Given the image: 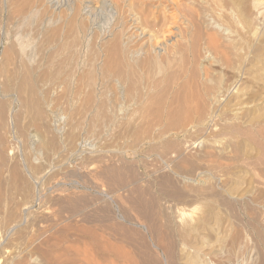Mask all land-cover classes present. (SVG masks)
Listing matches in <instances>:
<instances>
[{
	"label": "rangeland",
	"instance_id": "1",
	"mask_svg": "<svg viewBox=\"0 0 264 264\" xmlns=\"http://www.w3.org/2000/svg\"><path fill=\"white\" fill-rule=\"evenodd\" d=\"M40 1L41 0H32L33 4L31 2L30 6H32L33 12H31V11L30 12L33 15H34V13H35V15L37 14L36 16L34 15L36 18L33 15H30V17H29L30 19L28 18L29 20H31L34 17L31 20L32 21L31 25H30V22L28 23L29 20L26 21V23L24 22L22 24L21 22H23V20H21V18H18V17L16 18L15 14H14L15 15L14 18H11L10 20L4 19V17H2L3 14L0 11V32H1L0 34L3 37V38L1 37L2 40L0 41L1 42L0 51L2 50V47H7L9 44H14V42H17L15 45L18 47V49L21 48L24 50L26 48L25 50L28 51V53L33 52L32 54H29V56L27 57L30 61H32V62H30V65L33 67H39V65L37 64L39 61V58H38L39 56L34 54V51L36 50L38 44L40 43V36H38V37L35 36L36 31L39 28L37 26H36L37 27L36 28L35 24H37L39 22V20H40L39 18H40V14H41L40 7H38L39 5H37V4H40ZM48 1H49V3H48ZM64 1H66V2L64 3ZM64 1L61 0L58 2L59 4H56L57 3L56 0H54V1L53 0L52 1L46 0L44 5L49 6V7L45 6V7H47V10L49 12H50V10H51V12H54L56 10L57 11L63 10L62 11L63 14H67L69 12L67 10V8L70 5V2H69V0H64ZM210 1L211 0H207V2H210ZM203 2L201 4L199 3L201 10L205 9L204 10L205 14H207V15L209 14V16L213 17L215 15L214 19L215 18L218 19V20L216 19V21H218V24L221 26V28L226 29V32H225L226 35H224V33H223V35H224L222 37L223 39L221 38L222 34H220V36H217V37H218V40L220 42L222 41L221 43L218 41L220 48H222L221 50L224 51V49H223V47H224L225 51L226 52L229 51L230 53L224 52V54H223V52H222L223 55H212V57H211L212 60L210 59L208 61V63L206 64V66L211 65L210 66L211 68L209 67L210 69L208 67L207 68H208V71L210 72L209 75H212V76H210V78L212 77L211 79L212 80L214 79L213 81L211 79H209L208 86L210 88L214 89V91H216L219 86H221V87H219L218 90H220V91L224 90L223 94H221L219 97L220 98L219 100L221 103L218 101V103H220V104L215 106L216 109L214 108V110L212 111L214 114H212L210 112L211 115H210V117L208 116L209 118H211L212 123H211V120L209 118H208L209 121H206V122L210 123L209 126H208V123H205V125L209 128L206 131H204L203 132L204 134H203L200 131H198L197 129L195 131V129L190 128L191 127V124H190L187 127L188 129L190 128V131H188V133H186V136L184 133V138L181 134L176 133L177 134L176 135L175 132L173 133L174 135H172V133H171L170 135H168L169 137L166 136V138L168 137V139L170 138L171 140L173 139L176 141L177 140L179 141L182 139L180 142H183L184 140H186L184 142H186V144L188 146L186 144H184V158H178V159L169 158L168 157L169 155H166V157H167L166 158L165 155H162L163 153H162V150H160L161 148H156L155 150L149 151V147H145V146H148L147 142H145V144H144L145 140L144 141L141 140L143 146H141L140 141L137 142L140 144V145L138 144L139 146L136 145L137 143L135 144L133 141H131L134 144V146L136 148L135 149L133 144H131V142L128 139L125 138V140L127 142L124 140V138L120 139L118 136H122V135L124 136L125 133L127 132L126 129H129L128 124L133 125L139 119V113L137 114L134 106H130L129 103H127L125 100L123 101V99L118 101V103L122 106H119V104L117 105V107L112 106V108H110L109 112L114 111V112L118 113L120 116L123 114L122 116H124L126 118V123H127V119H128V124L122 123V124H120L121 127H120V125H118L119 128L116 125V127H115L116 129L113 128L114 126H111L113 128V130L111 127H110L111 129L109 127H107V128H109L107 131L105 130L106 127L105 128L104 127H102V128L96 127L95 128L96 130L94 129V132H93V130L88 125V119L90 117V115H89L90 111L87 109L85 111V109H83V107H82L83 104L82 103L80 104L81 100L78 97L76 98L73 95V90L75 88L74 87L75 86L74 78L72 80H69L70 81L69 86H66V88L61 87L60 85L53 87V88H50L51 86L47 87L49 89L48 90L49 93H48V91L44 90V89H46V86H44V87L42 85L38 86L39 92L37 90L36 94L37 93L38 94L37 95L35 94L33 96V99L36 98V100L38 101L37 102L38 106L34 107L33 111L28 112L27 108L22 106V104L20 102L17 103V101H14L13 103L9 104V107H12L13 108L12 110L15 111L14 113L17 116V122L14 124H10L9 127L1 130L0 134L2 135V137L4 136L3 141H5L3 143V147H5V148H2V149H5V151L3 150V153H4V155L7 153L6 155L8 156V158H7L8 164H10V163L12 164V162L14 160L13 164H16L19 167H21V165H24L23 162H25L26 165L28 164L27 165L28 171L24 167L21 168V170L24 171V173L23 172H21V173L24 177V180L27 183L25 182L26 184H25L24 188H22V190H15L9 185V179H8L9 177L7 176L8 173L6 172V170L5 169L1 170V172L5 170L1 174H3L4 177H6L7 179L4 178L3 175L0 174V176H1L0 180H3V181H1V187H0L1 188L0 189V196L2 198V199L0 198V210H1L0 211L1 212L0 213V248H1L0 249V264H3V263L4 264H11L10 263L11 257H13V256L17 257V258H21L22 260H25L27 262V264H29V263H31V264H34V263L35 264H40V263L45 264L41 253L36 250V248L40 245H41L42 249H47V252L50 249V247H52L50 249L51 251L49 250L48 254L51 257H52V255L54 257L55 256L58 257V255H59L58 259L59 260L61 259L60 264H64V263L65 264H76V263H74V261H71L70 259L75 257L74 251H75V249H77V247H78V249H82V250L87 249L93 255V250H95V248H93V244H91V242L89 240L86 241L87 243L85 241H83V240H86V238L79 233L76 234L77 231H75L77 228L82 227L83 224H84V226H87L89 224H87V225L85 223L82 224L83 221H81V220H83V218L82 217L80 218L79 215L75 214L76 215L75 216L74 214H70L71 213L70 211L72 210L73 206H77V207L79 206L80 207L81 205H83L81 207H82V212L84 211V215L87 216L88 219L89 218L91 219V217L93 215L92 219H94L96 221V223L99 220L100 221L102 220V218H103L102 212L104 213V211H106V212L109 211L110 212V213L108 212L109 214H113L115 212L116 206H118L121 212H124L125 214H127L126 218L129 221L128 220L125 221L124 222L125 225L127 227H129L131 230H133V232L136 230L135 233L140 232V234H143L144 231L140 227V225H143V220L141 219L140 215L137 214L136 210L131 207L132 206V204H131L132 196H130V194H131V190L134 188L138 189V190L140 189L141 191H143L145 193V195H146L145 197H147V199L149 197H151V198H149L150 202H152V200L155 198L153 200V202H154V205L156 204L154 209L156 208L155 210L158 213V218H157L158 224H160V226L163 229H166L164 231L161 228L163 234H167V238L171 240V241L170 240L169 241L170 242L174 241L172 243H175L176 247H178L177 253L181 256L180 257L178 255V258L180 257L181 259L179 258V260L180 261L182 260L181 262L178 260V264H181V263L182 264H264V138H261L264 135V48L261 49V47H264V30H263V28L257 26V28L259 29L258 30L259 33H256L257 28L255 25V24H257L256 18L258 17V15L260 17V12H262L261 16H262V19L264 20V0H224L225 3L223 2V0H221V1L219 0V2H221V3H219L218 0H214L215 5L217 4L215 6V8H211L212 5L214 7L213 0L211 1V3H212L211 6L207 5L208 7ZM53 3H54V5H53ZM83 3L84 4L82 5V7L86 6V4H85L86 0L85 1L83 0ZM223 4H227V7H226V5H223ZM55 5H58V6H55ZM219 5L221 6L220 8H219ZM222 7H224V8H222ZM61 8H63V9H61ZM0 10H1V8H0ZM34 10H35V12H34ZM64 12H66V13H64ZM100 13H97V15H96L97 17L93 16L94 18L93 17L90 18L89 24L91 25V28L98 35H103V32H105L106 29H108L107 28V27H109L108 23L110 22L111 19H109L107 13H103V14H102V12H100ZM31 16H33V17H31ZM33 22H35V23H33ZM60 22L62 23L63 19H61ZM18 24H19V26H18ZM58 24H59V22H58ZM221 24H223V25H221ZM21 25H23V28H21L22 27ZM28 25H29V27H28ZM65 26H67V25H65ZM65 26L63 28H66ZM35 28H36V30H35ZM25 30L28 31V33L25 32ZM4 31L6 32V34H4L5 33ZM77 32L78 33H75V34H78V36L80 38L79 39L80 42H78V44L72 48L73 54L75 55L74 56L72 54V56H74L72 62L75 61L76 64H79L80 66H82L83 62L84 61L86 62L87 58L90 55V47H89V45H87L89 43H86L87 39L84 38L83 39L84 41H83L82 40L83 36L81 34H79V31H77ZM261 32H263V33H261ZM255 33H256V35H255ZM18 34H19V36H18ZM8 35L11 38H9ZM16 36H18V37H16ZM27 37H29V38L26 39ZM32 37H34V38H32ZM5 38L7 41L5 40ZM35 38H36V41H35ZM31 41L35 42V43H32ZM243 42L244 43L246 42L247 45L245 44L246 45L245 46ZM31 43L33 45H28ZM21 44H23V45H21ZM226 44H227V47H225ZM222 45H223V47H222ZM256 49H260V50L255 51ZM79 50H80V54H79ZM232 50H233V52H232ZM258 51H260V52L257 53ZM87 52H89V54ZM242 52H243V54H242ZM35 53H36V51H35ZM231 53H232V56H231ZM256 53L259 54V56H257ZM33 54H34V56H33ZM229 54H230V56H229ZM227 55L229 56L228 60H227V57H228ZM213 56H215V57H213ZM32 58H34L33 59L34 61L32 60ZM213 59L215 60L214 62H213ZM229 60L231 61L230 62L231 64L229 63ZM216 61H219V62H216ZM223 61L224 62L226 61V62L223 63ZM243 63L246 65L245 69H244ZM37 69H39V68H36V70ZM211 71L213 72L212 74H211ZM243 71L245 74L243 73ZM71 82H72V86H71ZM2 83H4V80L1 78L0 84H2ZM213 83L214 84L216 83L215 84V86L217 85L216 89H215V86L213 85ZM41 88H43V89H41ZM222 88H224V89H222ZM62 90L65 91V92L63 91V93H62L63 96L61 94ZM55 93L59 96H57ZM53 94H55V95H53ZM222 95H224V96H222ZM43 96H45V98H43ZM46 96H48L51 100ZM55 96L57 97V99L55 98ZM65 96H66V98H65ZM26 97H30V94H27ZM38 98L39 99L41 98V99L39 100ZM107 98H109V97H107ZM45 99H47L46 103H45ZM70 99H71V101H70ZM109 99H111V98H109ZM73 100L76 103H79V105L76 104ZM48 101H50V104H48ZM125 102H126V106L128 105L127 109H125L126 108V106L124 105ZM53 103L55 105H52ZM39 105L41 106L40 108H39ZM123 105L125 108L123 107ZM17 106H18V108H17ZM52 106H55V107L52 108ZM118 106L121 108L123 107V109L119 108ZM16 108H17V110H16ZM19 108H22V111ZM128 108L131 109V112H130V109H128ZM73 109H75V111ZM78 109L79 110L81 109L83 112L81 110H80L81 112L78 111ZM119 109H120V112L122 110H123V112L119 113ZM65 110H66V112H65ZM216 110H218V112ZM24 111H26L28 113L27 116H26L27 113H25ZM40 111H42L41 113L43 115L40 113ZM59 112H60V114H59ZM78 112H79V117L77 118ZM69 113H71V114H69ZM72 113H73V115H72ZM83 113L84 114L86 113L87 115L85 114V116H84ZM128 113H130V114L127 117ZM31 114H32V117H31ZM131 114L134 115V116L132 115L134 117V120H135V117L138 116L137 120H135L136 122H134L132 120L133 117H131ZM213 115H215V116H213ZM80 116H81V118H80ZM212 116L214 117V119L212 118ZM74 118H76V120ZM129 118H132L131 120L133 122H131V121L129 122ZM72 119H74V120H72ZM78 119H79V123L77 122ZM124 121H125V119H124ZM74 122H75V124L73 125ZM50 123H51V125H50ZM63 124H65V126L67 125L70 128H68L67 126L65 128V126ZM212 124H215V126ZM47 126H48V128H47ZM51 126H53V127H51ZM211 126H212V128H211ZM227 126H230V127H227ZM231 126H233V127H231ZM78 127H79V129H78ZM86 127L90 128V129H87ZM226 127H227V129H226ZM25 128H27V129H25ZM57 128H59V129H57ZM81 128H82V130H81ZM122 128L125 129V131H122L121 130ZM229 128H232V129L230 130ZM32 129H33L34 133H33ZM60 129H61V131H60ZM192 129L194 130V132ZM240 129L241 130L244 129L247 132L249 131L248 133L249 134L251 133V135H249L247 133L248 135L246 134L244 136L243 134H241L239 132ZM260 130L263 132H261ZM45 131H48V132H45ZM111 131H112V133L116 131L115 132L116 136L114 135V133L112 134ZM118 131L122 132L121 135H120V132H118ZM259 131H260V133H259ZM28 132H31V133H28ZM51 132H53V133H51ZM68 132H72L73 134L77 132L76 134H74L75 140H73L74 142L75 141L76 142L74 143L72 141L71 145L65 144V142H64V137H65L66 133H68ZM80 132L83 134H80ZM117 132H118V134H116ZM46 133H47V135H45ZM88 133H89V135H88ZM5 134H6V136H5ZM38 134H39V136L41 135V138L38 136ZM11 135L14 136L15 138L12 137ZM90 135H93V137H91ZM32 136H33V138H32ZM76 136H78V137H76ZM85 136H86V138H85ZM187 136H189V138ZM43 137H46L48 139L53 138V140H55V143L57 146L54 147L53 149H50L52 151H50L49 149H43L42 151L37 150L36 146L41 141V139ZM54 137H56V138H54ZM103 137L105 140L106 139H108V140H106V142H105ZM113 137H114V141L112 140ZM173 137H175V138H173ZM250 137H251V139H250ZM11 138H12V140H11ZM115 138H118V140L116 139L117 141H115ZM166 138L164 140H166ZM186 138H188V139H186ZM82 139H85V144L80 146L78 144V142H80ZM257 140H259L260 144L258 143ZM108 141H110V142H108ZM24 142H26V146H25ZM115 142H118L119 145L117 143L115 144ZM124 142L126 144H128V145L130 144V145L128 146V145L124 144V146H123ZM5 143H6V145H8V144L9 145L4 146ZM244 143H245V147H244ZM114 144L117 147L118 146L119 147L116 148V146ZM33 145H34V147H33ZM105 145L106 146L110 145V146L108 148ZM76 146L79 148H77ZM126 146H128V149H126L127 148ZM211 146H212V148H210ZM234 146H235V148H234ZM104 147H106L107 150ZM141 147H143V148H141ZM6 148H8L9 150L8 149L6 150ZM102 148H103V150H101ZM132 148H134V152L136 150L137 151L135 153H133ZM93 149H95V150H93ZM98 149H100V150H98ZM123 149L124 150L126 149V150L124 151ZM129 149H132V152ZM144 149H146V150H144ZM208 149H209V151H210V149H212V152L210 151L212 154H213V150H214L213 157L202 158V156L200 155L201 153L199 154V152H201L203 150L208 151ZM232 149H235L236 151L234 150V153H233ZM156 150L158 152L160 151V155L158 154V152ZM237 150H238V152H237ZM9 151H12V153L11 152L10 153L13 155H11L9 153ZM73 151L74 152L76 151L77 153H74ZM147 151L151 152V153H148ZM16 152H17V154H16ZM90 152H91V154H90ZM120 152L122 153V155L124 157L122 155H120L121 154ZM98 153H99V155H98ZM113 153H114V155H113ZM124 153H125V155H124ZM48 154H50V155L48 156ZM116 154H117V156H115ZM144 154H145V156H144ZM150 154H151V156H150ZM156 154H158V155H156ZM55 155H56V157H55ZM89 155H91V156H89ZM104 155H106V156H104ZM110 155H112V156H110ZM10 156L12 158V161H11V158H9ZM103 156L107 159H105V158L103 159ZM162 156H163V158H161ZM109 157H110V159H109ZM113 157L116 160H117V157H119L118 158L119 163ZM92 158L95 160L93 161ZM120 158L121 159L123 158L122 162H124V163L121 162ZM168 158L171 159L170 161L173 165L176 163V165L178 164L179 166L171 165L170 161H168L169 160ZM111 160H113V161H111ZM183 160H185V161L183 162ZM51 161H52V163H51ZM164 161H166L167 163ZM176 161L177 162L181 161L180 164L184 163L182 165L184 169ZM67 162L70 165H68ZM90 162L92 164L93 163L94 164L93 165L89 164ZM162 162H163V164L165 163L164 164L165 166L162 164ZM73 163H75V164H73ZM87 163H88V165H87ZM45 164H47V167ZM76 164H78V165H76ZM119 164H120V166L118 168ZM122 164H124V165H122ZM161 164L163 165V167L165 169L164 171H163V167ZM168 164H170V165H168ZM72 165L74 166L73 168H72ZM128 165H129V167H128ZM160 165L162 167V168H160L161 170L159 169ZM58 166H60V167H58ZM91 166H93V167H91ZM108 166H110V168H114L115 170H117L116 168H118L120 173L121 172H123V173L127 172L128 173V174L125 173L123 175V178L126 176L131 178V179H129L126 177L127 179L126 178L125 179L127 181L124 179L125 182H123V184H124L123 186H127V187H124V189H123L122 185H121L122 189H121V186L119 188L113 187V184H111V182L108 181V179L106 177H104V175H103V172L105 171V169L109 168ZM131 168H133V169H131ZM175 168H177V169H175ZM179 168L181 170H179ZM78 169H80V170H78ZM126 169L129 172L126 171ZM47 170L48 171L50 170V171L48 172ZM66 170L68 171V173ZM75 170L77 171L76 172L77 174L75 173ZM97 170H100V171L97 172ZM122 170H124V171H122ZM131 170H132V174H131ZM175 170H176V172H175ZM33 171L35 174L33 173ZM71 171L73 172V174L70 173ZM160 171H162V172H160ZM30 172H31V174H30ZM64 172L67 174H65ZM32 173L36 176V178L37 177L38 178L36 179ZM36 173H38V174H36ZM123 173H121V174H123ZM92 174L94 177L92 176ZM163 174H164V176L167 175L166 178H167V180L170 181V186H172V187H170V189L177 190V193L179 191L184 193V195H181L182 193H180V192L178 193L180 198H182L184 196L183 197L184 200H182V199L179 200V197H176V198L168 197L167 198V196H165V194H162V192H160V189H159L160 187L158 186V188H157V185H158L157 180L165 178L164 176L162 178H159ZM177 174H181V175L178 176ZM68 175L70 176L68 178H69V181L71 182V184L67 179ZM168 175H170V176H168ZM32 176H34V177H32ZM80 176H82L81 177L82 179H80ZM2 177H3V179H2ZM83 177L84 178L86 177V180H84ZM133 177L135 179H133ZM157 177L159 179H157ZM35 179H36V181H35ZM97 179H99L100 182ZM171 179H173L172 183H171ZM176 179L179 181V183H177V184H176V182H178V181ZM6 180L8 181V183L6 182ZM95 180H97V181H95ZM136 180L138 183L136 182ZM154 180L157 182H155ZM67 182H68V185H67ZM131 182H133L134 185H133V183L130 184ZM28 183H30V184H28ZM82 183H84V186H82ZM156 183H157V185H156ZM173 183H174V185L176 184V186H178V187L174 186V187H176L174 189ZM60 184L62 185V187L58 188L61 186ZM74 184H76V185H74ZM79 184H81V185L79 186ZM85 184L87 187L85 186ZM88 184H90L89 187H88ZM92 184H94V185L91 188ZM103 184L105 185L106 188L104 187ZM178 184H180V185H178ZM136 185H137V187H136ZM71 186H73V187H71ZM133 186H134V188H133ZM138 186L140 188H138ZM74 187L77 189H74ZM4 188H5V190H4ZM6 188H7V190H6ZM63 188H66V189H63ZM108 188L110 190H108ZM120 189H121V191H120ZM178 189H180V190H178ZM196 190H198V192ZM2 191H4V192H2ZM6 191H8V193H6ZM118 191H120V192L118 193ZM22 192L23 193L25 192L24 196H23ZM2 193H4V195ZM16 193H19V194H17L18 196L16 195ZM29 193H31V196ZM38 193H40V195H39L40 198L35 197V196H38ZM41 193H43V195H44L43 197H42ZM7 194H9L10 196ZM128 194H129V198H128L129 200L127 199ZM14 195H16V196L14 197ZM160 195L161 196L163 195V196L161 197ZM99 196H101V197H99ZM13 197H14V199H13ZM37 198L39 199V201H37L38 200ZM3 199H4V201H3ZM124 199H126L127 202L129 201L128 203H130L131 206L127 202L125 203L126 200H124ZM82 200H87V201H84L85 204L87 205V203L90 202L88 204H90L92 206H90V205L86 206ZM101 200H103V201H101ZM13 201H15V202H13ZM62 201H64V202L61 203ZM65 202H66V204H65ZM226 202L229 203V205ZM177 203H179V204H177ZM4 204H5V206H4ZM57 204L58 205L61 204V206H58ZM7 205H9L10 208ZM62 205H63V208H62ZM6 206L10 210H12L13 212H16L18 210L19 211L24 210V212H25V210L27 212L29 211L28 213L25 212L24 215L22 216V220L24 222H26V224L29 227L27 228V230L15 234L14 236L17 239L13 236V234H11L10 232H7L6 228L3 225L4 224L3 218L6 217L5 214H7V212H8ZM17 206H19L20 208ZM89 206L91 208H89ZM106 206H109L110 208H108ZM84 207H86V208H84ZM102 207H104V208L102 209ZM21 208H23V209H21ZM39 208H41V209L39 210ZM93 208H95V209H93ZM99 208H101V209H99ZM92 209L95 210V212H93ZM96 209H98L100 212L98 210H97L98 212H96ZM39 211H40V213H39ZM128 211H129V213H131L130 214L131 216H129ZM51 212L52 213L54 212L52 214L54 217L51 215ZM212 212L214 213L215 216L213 214H211ZM63 213H65V214H63ZM88 213H90V214H88ZM95 213H98V215H96ZM133 213L134 214L136 213L137 215L135 214V216H134ZM206 214H207L208 218H207ZM37 215L40 218H36ZM63 215L66 218L63 217ZM210 215L213 218L215 217V220L212 217H209ZM25 216H26V218H25ZM56 217L57 218L60 217V218L57 219ZM75 217H77V218L75 219ZM204 217L207 220H209V218H210V221L212 220L214 222L208 224V227L210 228L209 236H207V237L206 236L205 237L199 236L198 237L195 234H193L195 232H193V229H191V227L194 226V224L197 221H199V219H201V218L204 219ZM33 218H34V220H33ZM216 218H217V220H216ZM60 219H61V221H59ZM36 220H38V221H36ZM43 220L46 222V224L42 223ZM47 221H49V222H47ZM73 221H76V222L74 223ZM66 222H68L69 225ZM69 222H71V223H69ZM78 222H81L82 225H80V223L78 224ZM96 223L94 222V224H92V225L94 227H96V225H97ZM162 223H163V225H162ZM216 223H217V225H216ZM71 224H73V225H71ZM100 224L102 225L104 223L98 222V225H100ZM211 224H212V227H211ZM165 225H167V226H165ZM33 226H35V227L37 226L36 227L37 229L34 228ZM66 226H68V227H66ZM30 227L32 229H29ZM50 227L51 228L54 227V228L50 229ZM73 227H75V228L72 229ZM167 227H168V229H167ZM65 228H68L67 232H66V230L64 231ZM41 230L44 232H42ZM190 230H192V231L190 232ZM35 231L38 232L39 236L37 235V233ZM39 231H40V233H39ZM54 231H56V232H54ZM181 231H182V233H181ZM27 232H28V234H27ZM60 232H62V233H60ZM165 232H168V233H165ZM184 232H185V234H184ZM22 233L23 234L25 233V234L22 235ZM170 234H171V237L174 235L172 237L173 240L170 237ZM175 234H176V236H175ZM19 235H21V236H19ZM48 235H50L52 237L49 236L50 237L49 238ZM57 235H59V236L61 235V236L58 238V237H56ZM63 235H65L66 237ZM78 235L81 238H79ZM143 235H146L147 237L143 236ZM143 235H141V236L144 237V242L148 243V244L147 243H145V244L151 249V251L156 252L157 250L155 251V248L150 247V245L155 244L154 239H152L147 234H143ZM29 236H31V238ZM53 236H55V237H53ZM104 236H106L107 240H109L108 235L104 234ZM46 237H48V238H46ZM210 237H212V238H210ZM145 238L147 239L146 241H145ZM10 239H14V240L12 242H10ZM25 239H27V240H25ZM54 239H55V241H54ZM112 239L113 238H110L109 241L114 243L115 241ZM46 240H50V241L47 242ZM51 240H52V242H51ZM71 240L73 241V243L70 242ZM74 240H76V241H74ZM79 240L81 242H79ZM57 242H59V244ZM65 242L70 243L71 246L70 245L69 246L73 247V249L70 248L68 246V244H66ZM74 242H76V245ZM181 242H183V243H181ZM6 243H7V245L5 246ZM45 243L46 244L48 243V244L46 245ZM117 243H119V241L116 242V245H117ZM121 243H119L118 245H120ZM51 244H53L54 246ZM63 244L64 245L66 244V246H64ZM77 244H78V246H77ZM79 244H81L82 246H79ZM89 244L92 246H90ZM183 244H185V245H183ZM58 245H60L59 246L60 249H58ZM118 245H117V248H119V247L121 248V250L119 248L118 251L119 252L121 251L120 253L122 255H123V253H125L126 255H128V257L129 256L135 257L137 260L136 249H134L133 247L130 248L129 247L130 245L127 247L125 242L119 247H118ZM43 246H44V248H43ZM67 246L71 250L67 249L68 248ZM2 247H4V248H2ZM63 247L64 248L66 247V250L61 249ZM53 249H55L57 252L54 253ZM132 249H134V251ZM180 249H182V250L184 249L183 250L184 254L182 253L183 251H181ZM67 250H68V252H67ZM72 250H74V251H72ZM185 250H186V252H185ZM28 251H30L29 254H28ZM36 251H37V253H36ZM65 251L67 252V254H69V252H70L69 258H68V256H66L67 254ZM95 251H94V253H95L94 257H95V255H97ZM122 251H123V253H122ZM51 252L53 253L52 255H51ZM38 253H39V255H38ZM26 254L28 256L30 255V258ZM72 255H73V257H72ZM54 257H52V258H54ZM57 257H55V258H57ZM66 257L69 259V261L67 260ZM25 258H27V260ZM41 259H42V261H40ZM132 259H134V258H132ZM72 260H74V259H72ZM124 262L125 261H121L120 264H122V263L127 264L126 262L125 263Z\"/></svg>",
	"mask_w": 264,
	"mask_h": 264
},
{
	"label": "bare ground",
	"instance_id": "2",
	"mask_svg": "<svg viewBox=\"0 0 264 264\" xmlns=\"http://www.w3.org/2000/svg\"><path fill=\"white\" fill-rule=\"evenodd\" d=\"M45 1L46 0H41L40 4H37L38 2L36 3L37 5H39L38 7H40V10H41V14H40V18H39L40 20H39L38 23L36 22L37 24H35V27L36 26L39 27L37 29V31H36L35 36H37V37L40 36V43L38 44V46H37V48L35 50L36 53H35L34 50L33 51H34V54L39 56L38 57L39 61L37 60L38 61L37 64L39 65V67H33V66L30 65V62H32V61H30L27 57L29 56V54H32L33 52L28 53V51L25 50L26 48L24 50L21 49V48L18 49V47L15 45L17 42H14V44H9L7 47H2V50L0 51V79L2 78L4 80V83L0 84V133H1V130H3L4 128L9 127L10 124H14V123L17 122V116L14 113L15 111L12 110L13 109L12 107H9V104L13 103L14 101H17V103L20 102L22 104V106L27 108L28 112L29 111H33L34 107L38 106L37 105L38 101L36 100V98L33 99V96L36 94L37 90L39 92L38 86H40V85H42L43 87L46 86V89H44L46 91L49 90L47 88L49 86H51L50 88H53V87H56V86L60 85L61 87H65L66 88V86H69V83H70L69 80H72L74 78V80H75V86L74 87L75 88L73 90V95L76 98L78 97L81 100L80 104L81 103L83 104L82 107H83V109H85V111H86V109L90 111V114H89L90 117L88 119V125L93 130V132H94V129L96 127H99V128H102V127L105 128L106 127L105 130L107 131L111 126H114L113 128H115L116 125L118 127V125H120L122 123L128 124V119H127V123H126V118L124 116H122L123 114L120 116L118 113H116L114 111L109 112L110 108H112V106H114V107L116 106L117 107V105L119 104L118 101L123 99V101L125 100L127 103H129L130 106H134L135 111L137 112V114L139 113V119L136 122L135 120H137L138 116L135 117V120H134V117H133L134 113L132 112L133 114H131V117H133V119L129 118V122L130 121L131 122L134 121L136 123H134L133 125L128 124V128L129 129H126L128 133L126 132L124 136L123 135L122 136H118L120 139L124 138V140H125V138H126L130 142L133 141L135 144L138 141H140L141 142V146H143L142 141L145 140L144 144H145V142H147V144H148V146H145V147H149V151L155 150L156 148H161L160 150H162V153H163L162 155H165V157H166V155H169L168 156L169 158H176V159L184 158V144H186V142H184V141H186V140L183 139L184 140L183 142H180L182 139L179 140V141L178 140L176 141V140H173V139L171 140L170 138L168 139V137H169L168 135H170L171 133H172V135H174L173 133L175 132V134L176 133L177 134H181L183 136V138H184V133H185V136H186V133H188V131H190V128L195 129V131L197 129L201 133L206 131L209 127H207L205 125V123H208V126H209L210 123L206 122V121H209L208 118L210 117L211 113L214 114L212 111L214 110L215 106L221 103L220 100H219L220 99L219 97H220L221 94H223V91H224V90L223 91L218 90L219 87H221L219 85H218L219 87L217 88L216 91H214V89H212V88H210L208 86L209 79L212 78V77L210 78V76H212V75H209L210 72L208 71V68L211 65L210 66H206V64L211 59L212 55H223L224 52L225 53H230L227 49L226 50L228 52L225 51V48L223 47L224 44L222 45L224 51L221 50L222 48H220V45L218 43L219 40H218L217 36H220V34H222V36H221V38H222L224 35H226L225 34L226 29H222L221 28V26L218 24V21H216L217 18L214 19L215 15L212 17V16H209V14L208 15L205 14V12H204L205 9L201 10V8L199 6V3L201 4L203 1H204L203 3H205L206 6L207 5L211 6V4H212L211 1L212 0L210 2H207V0H88V1L86 0V3H85L86 6H84V7H82V5L84 4L83 0H69L70 5L68 6V8L69 7L70 8L69 9L67 8V10L69 11L67 14H63V12H62L63 10H59V11L56 10L54 12H51V10H50V12H49L47 10V7H49V6L44 5ZM59 1H61V0H56V2H57L56 4H59L58 3ZM62 1H64V0H62ZM31 2H32V0H0V8H1L0 11L3 14L2 17H4V19L10 20L11 18H14V16L16 15V18L18 17V18H21V20H23V22L20 21L22 24L24 22L26 23V21H28L30 19L29 18L30 15H33L31 13V12H33L32 6H30ZM65 2L66 1H64V3ZM218 2H219V0H218ZM223 2H224V0H223ZM48 3H49V1H48ZM213 3H214V7L212 5L211 8H215V6L217 5V4L215 5L214 0H213ZM219 3H221V2H219ZM32 4H33V2H32ZM53 5H54V3H53ZM223 5H226V7H227V4H223ZM45 6H47V7H45ZM55 6H58V5H55ZM220 7L221 6L219 5V8ZM222 8H224V7H222ZM61 9H63V8H61ZM34 12H35V10H34ZM100 12H102V14L103 13H107L109 19H111L110 22L108 23L109 27H107L108 29H106L105 32H103V35H98L91 28V25L89 24V22H90L89 19L92 18L93 16H96L97 13H100ZM64 13H66V12H64ZM261 13L262 12H260V17L258 15V17L256 18L257 19V24H255V25H256V28L258 26V27L263 28V30H264V23H263L264 20L262 19V16H261L262 14ZM34 15H35V13H34ZM33 16H31V17H33ZM61 19H63L62 23L60 22ZM31 20L28 21V23L30 22V25H31V22H32ZM58 22H59V24H58ZM33 23H35V22H33ZM65 25H67V26H65ZM221 25H223V24H221ZM18 26H19V24H18ZM21 26H22L21 28H23V25H21ZM64 26L66 28H63ZM28 27H29V25H28ZM36 28H35V30H36ZM258 30L259 29L257 28V32L256 33H259ZM77 31H79V34H81L83 36L82 40L84 38L87 39L86 43H89L87 45H89V47H90V55H89V57L87 56L88 57L87 61L86 62L84 61L82 66H80L79 64H76L75 61L72 62L73 57L75 56L73 54V49L72 48L75 47L78 44V42H80L79 41L80 38H79L78 34H75V33H78ZM25 32L28 33V31H26V30H25ZM223 33H224V35H223ZM256 33H255V35H256ZM261 33H263V32H261ZM4 34H6V32ZM18 36H19V34H18ZM18 36H16V37H18ZM1 37H2V35L0 34V41L2 40ZM9 38H11V37L9 36ZM28 38L29 37H27L26 39H28ZM32 38H34V37H32ZM36 38H35V41H36ZM5 40H6V38H5ZM32 43H35V42H32ZM32 43L28 44V45H33ZM245 44L247 45L246 42L244 43V45ZM0 45H1V42H0ZM21 45H23V44H21ZM225 47H227V44H226ZM262 48H264V47H261V49ZM257 50H260V49H256L255 51H257ZM222 52H223V54H222ZM232 52H233V50H232ZM259 52L260 51H258L257 53H259ZM87 53L89 54V52H87ZM257 53H256V55L259 56V54H257ZM34 54H33V56H34ZM72 54L74 56H72ZM79 54H80V50H79ZM242 54H243V52H242ZM229 56H230V54H229ZM229 56L227 57V60H228ZM231 56H232V53H231ZM213 57H215V56H213ZM33 59L34 58H32V60ZM214 59H213V62L215 61ZM216 62H219V61H216ZM225 62L223 61V63H225ZM230 62L231 61L229 60V63ZM243 65H244V69H245L246 65L244 63H243ZM36 68H39V69L36 70ZM212 71H211V74L213 73ZM243 73H244V71H243ZM215 84L213 83L214 86H215ZM71 86H72V82H71ZM216 86H215V89H216ZM41 89H43V88H41ZM222 89H224V88H222ZM63 91L64 90H62L61 94L63 93ZM48 93H49V91H48ZM27 94H30V97H26ZM55 94H53V95H55ZM224 95H222V96H224ZM57 96H59V95H57ZM62 96H63V94H62ZM46 97H48V96H46ZM107 97H109L111 99H109ZM43 98H45V96H43ZM55 98L57 99L56 96H55ZM65 98H66V96H65ZM47 99H45V103L47 102L46 101ZM70 101H71V99H70ZM218 101L220 103H218ZM126 102L124 104L125 106H126ZM48 104H50V101H48ZM76 104L79 105V103H76ZM52 105H55V104L53 103ZM124 105H123V107H124ZM119 106H122V105L119 104ZM127 106H126V108L125 107L124 108L127 109ZM40 107L41 106L39 105V108ZM53 107H55V106H52V108ZM123 107L122 108L119 107V108L123 109ZM17 108H18V106H17ZM17 108H16V110H17ZM19 109L22 111V108H19ZM128 109H130V108H128ZM73 110L75 111V109H73ZM80 110L78 109V111H80ZM218 110H216V111L218 112ZM24 112L27 113L26 111H24ZM41 112L42 111H40V113ZM65 112H66V110H65ZM122 112H123V110L120 112V109H119V113H122ZM130 112H131V109H130ZM59 114H60V112H59ZM69 114H71V113H69ZM85 114L83 113L84 116H85ZM129 114L130 113L127 114V117H128ZM27 115H28V113L26 114V116ZM72 115H73V113H72ZM213 116H215V115H213ZM213 116H212V118L214 119ZM31 117H32V114H31ZM78 117H79V112H78L77 118ZM80 118H81V116H80ZM74 119L76 120V118H74ZM74 119H72V120H74ZM124 119H125V121H124ZM209 119L211 120V118H209ZM77 122L79 123V119H78ZM211 123H212V120H211ZM74 124H75V122L73 123V125ZM190 124H191V127L188 129L187 127ZM215 124H212V125L215 126ZM50 125H51V123H50ZM63 125L65 126V124H63ZM66 126H65V128H66ZM51 127H53V126H51ZM107 127H109V128H107ZM120 127H121V125H120ZM227 127H230V126H227ZM227 127H226V129H227ZM231 127H233V126H231ZM47 128H48V126H47ZM68 128H70V127H68ZM90 128H87V129H90ZM113 128H112V130H113ZM123 128L121 130L125 131V129H123ZM211 128H212V126H211ZM25 129H27V128H25ZM57 129H59V128H57ZM78 129H79V127H78ZM229 129L231 130L232 128H229ZM81 130H82V128H81ZM32 131H33V129H32ZM60 131H61V129H60ZM260 131H259V133H260ZM45 132H48V131H45ZM81 132H80V134H83ZM115 132H113L114 135H115ZM118 132H120V131H118ZM118 132L116 134H118ZM193 132H194V130H193ZM239 132L245 136L249 131L247 132L244 129H242V130L240 129ZM261 132H263V131H261ZM28 133H31V132H28ZM33 133H34V131H33ZM51 133H53V132H51ZM76 133H74V134H76ZM111 133H112V131H111ZM121 133L122 132H120V135H121ZM74 134L72 132L66 133V135L64 137L65 144H70V145L72 144V141L75 140L74 139L75 138ZM45 135H47V133ZM88 135H89V133H88ZM249 135H251V133ZM5 136H6V134H5ZM38 136H39V134H38ZM90 136L93 137V135H90ZM166 136H168V137L166 138ZM3 137L0 134V174L6 170V172L8 173L7 176L9 177L8 178L9 179V185L15 190H22V188H24V186H25V184L27 182L24 180V177H23V175L21 173V172L24 173V171L21 170V168L24 167L28 171V169H27V165L28 164L26 165L25 162H23L24 165H21V167H19L18 165L13 164L14 160H13L12 164L10 163L11 165L8 164V162H7L8 161V159H7L8 156L6 155L7 153L4 155L3 150L5 151V149H2V148H5V147H3V143L5 142V141H3ZM12 137H14V136H12ZM39 137L41 138V135ZM76 137H78V136H76ZM187 137L189 138V136H187ZM32 138H33V136H32ZM43 138L37 144V146H36L37 150H41V151L43 149H49L50 150V149H53L54 147L57 146L56 143H55V140H53V138L52 139H48L46 137H43ZM54 138H56V137H54ZM85 138H86V136H85ZM165 138H166V140H164ZM173 138H175V137H173ZM188 138H186V139H188ZM261 138H264V135ZM103 139H104V137H103ZM116 139L118 140V138H115V141H117ZM250 139H251V137H250ZM11 140H12V138H11ZM106 140H108V139H106ZM106 140H105V142H106ZM112 140L114 141V137H113ZM257 141L259 143V140H257ZM108 142H110V141H108ZM24 143H25V146H26V142H24ZM116 143L119 145L118 142H115V144ZM78 144L80 146L84 145L85 144V139H82L80 142H78ZM124 144H126V143L124 142L123 146H124ZM131 144H133V143L131 142ZM138 144L139 143H137L136 145H138ZM5 145H6V143L4 144V146ZM8 145H6V146H8ZM126 145H128V144H126ZM109 146H106V147L109 148ZM128 146H126L127 147L126 149H128ZM133 146H134V144H133ZM33 147H34V145H33ZM106 147H104V148H106ZM118 147L116 146V148H118ZM244 147H245V143H244ZM77 148H79V147H77ZM134 148H135V146H134ZM134 148H132L133 149V153H135L137 151L136 150L134 152ZM141 148H143V147H141ZM210 148H212V146ZM234 148H235V146H234ZM7 149L8 148H6V150ZM95 149H93V150H95ZM132 149H129V150H131V152H132ZM98 150H100V149H98ZM101 150H103V148ZM106 150H107V148H106ZM144 150H146V149H144ZM232 150H233V153H234L235 149H232ZM238 150H237V152H238ZM50 151H52V150H50ZM76 151L75 152L73 151V152L77 153ZM210 151L212 152V149H210ZM210 151H209V149H208V151H204L203 150V151L199 152V154L201 153L200 155L202 156V158H210V157H213L214 150H213V154ZM10 152L12 153V151H9V153ZM148 153H151V152H148ZM16 154H17V152H16ZM90 154H91V152H90ZM145 154H144V156H145ZM158 154L160 155V151L158 152ZM158 154H156V155H158ZM11 155H13V154H11ZM49 155L50 154H48V156ZM98 155H99V153H98ZM106 155H104V156H106ZM113 155H114V153H113ZM120 155H122V153ZM124 155H125V153H124ZM89 156H91V155H89ZM104 156H103V159L105 158ZM110 156H112V155H110ZM115 156H117V154ZM150 156H151V154H150ZM55 157H56V155H55ZM9 158H11V156ZM118 158L119 157H117V160L115 158L114 159L119 163ZM161 158H163V156ZM105 159H107V158H105ZM109 159H110V157H109ZM122 159L120 158L121 162H122ZM94 160L95 159H93V161ZM170 160L171 159H169L168 161H170ZM185 160H183V162ZM11 161H12V158H11ZM111 161H113V160H111ZM164 162H166V161H164ZM180 162L178 161L177 163L180 164ZM51 163H52V161H51ZM122 163H124V162H122ZM170 163H171V161H170ZM73 164H75V163H73ZM89 164H92V163L90 162ZM162 164H163V162H162ZM183 164L184 163H181L180 166H182ZM45 165L47 167V164H45ZM68 165H70V164L68 163ZM76 165H78V164H76ZM87 165H88V163H87ZM122 165H124V164H122ZM161 165L159 166V169L163 167V165H162V167H161ZM168 165H170V164H168ZM171 165H173V164L171 163ZM175 165H176V163L173 166H175ZM119 166H120V164L118 165V168H119ZM176 166H179V165L177 164ZM58 167H60V166H58ZM73 167L74 166L72 165V168ZM91 167H93V166H91ZM108 167L109 168H106L105 171L103 172L104 177H106L108 179V181H110L111 184H113V187L119 188L121 185L123 186L124 185L123 182H125V180L127 178H129L127 176H126L127 178L126 177L123 178V175L125 173H127V172H125V173L121 172V173H123V174H121L118 168L115 167L117 169V170H115L114 168H110V166H108ZM128 167H129V165H128ZM182 168H183V166H182ZM3 169H5V170L1 172V170H3ZM131 169H133V168H131ZM175 169H177V168H175ZM78 170H80V169H78ZM164 170L165 169L163 167V171ZM179 170H181V169L179 168ZM98 171H100V170H97V172ZM122 171H124V170H122ZM126 171H128V170L126 169ZM31 172H30V174H31ZM76 172L77 171L75 170V173ZM160 172H162V171H160ZM175 172H176V170H175ZM33 173H34V171H33ZM67 173H68V171H67ZM67 173H65V174H67ZM70 173L73 174L72 171ZM36 174H38V173H36ZM131 174H132V170H131ZM1 175H3V174H1ZM177 175L179 176L181 174H177ZM34 176H32V177H34ZM82 176H80V179H82L81 178ZM92 176H93V174H92ZM163 176H164V174L161 177H159V176L158 177L162 178ZM166 176H164L165 178L157 180L158 181V185L156 183L157 188L159 186L160 187L159 188L160 192H162V194H165V196H167V198L168 197H170V198L171 197L172 198L179 197V200L180 199L184 200V198H183L184 196L182 198H180V196L178 194L180 191L177 193V190L170 189V187H172V186H170V181L167 180ZM168 176H170V175H168ZM3 177H4V175H3ZM3 177H2V179H3ZM68 177H70V176L69 175L67 176V179L69 181ZM158 177H157V179H159ZM4 178H6V177H4ZM35 178H36V176H35ZM36 179H35V181H36ZM83 179L86 180V177L85 178L83 177ZM99 179H97V180H99ZM129 179H131V178H129ZM133 179H135V178L133 177ZM173 179H171V183H172ZM97 180H95V181H97ZM1 181H3V180H0V187H1ZM157 181H155V182H157ZM6 182L8 183L7 180H6ZM99 182H100V180H99ZM136 182H137V180H136ZM132 183L133 182H131L130 184H132ZM177 183H179V181L176 182V184ZM28 184H30V183H28ZM70 184H71V182H70ZM176 184L174 185V183H173V187L176 186ZM67 185H68V182H67ZM74 185H76V184H74ZM80 185L81 184H79V186ZM89 185L90 184H88V187H89ZM93 185L94 184L91 185V188H92ZM133 185H134V183H133ZM178 185H180V184H178ZM82 186H84V183H82ZM85 186H86V184H85ZM122 186H121V189H122ZM61 187H62V185L60 187H58V188H61ZM71 187H73V186H71ZM104 187H105V185H104ZM124 187H127V186H123V189H124ZM136 187H137V185H136ZM176 187H178V186H176ZM176 187H174V189ZM133 188H134V186H133ZM138 188H140V187L138 186ZM63 189H66V188H63ZM74 189H77V188L74 187ZM121 189H120V191H121ZM4 190H5V188H4ZM6 190H7V188H6ZM108 190H110V189L108 188ZM178 190H180V189H178ZM8 191H6V193H8ZM120 191H118V193ZM196 191L198 192V190H196ZM2 192H4V191H2ZM31 193H29L30 196H31ZM180 193H182V192H180ZM2 194L4 195V193H2ZM17 194H19V193H16V195ZM24 194H25V192L23 193V196H24ZM41 194H42V197H43L44 196L43 193H41ZM129 194H128V197L126 196L127 199L129 198ZM7 195H9V194H7ZM16 195H14V197ZM39 195H40V193H38V196H35V197H39ZM181 195H184V193H182ZM101 196H99V197H101ZM130 196H132V198L130 197L132 206L130 205V203H128L129 201L127 202L126 199H124V200H126L125 203L127 202L133 209L136 210L137 214L140 215L141 219L143 220V225H140V227L144 231L143 234H147L152 239H154L155 244H152V245L149 244V245H150V247L155 248V251L156 250L157 251L156 252L151 251V249L145 244L147 242H144V237L141 236L143 234H140V232L139 233H135L136 230L133 232V230H131L129 227H127L125 225L124 222L128 220L126 218L127 214H125L124 212H121L118 206H116L115 212L113 214H109L110 213L109 211H108L109 213L106 212V211H104V213L102 212L103 215L102 214L101 215H102L103 218H102L101 221L99 220L98 222L99 223L102 222L104 224L98 225V222L96 223V221L94 219H92L93 215H92L91 219L90 218L88 219L87 216L84 215V211L82 212V207H81L83 205H81L80 206L81 208L79 206L78 207L77 206H73L72 210L70 211L71 212L70 214L79 215L80 218L81 217L83 218V220H81V221H83L82 224L85 223L86 225L89 224L90 226L89 225L84 226V224H83L82 227L77 228L75 231H77L76 234L79 233V234H81L82 236H84L86 238V240L82 239L83 241L86 242L87 240H89L91 242V244H93V248H95L96 251L93 250V255H92L89 250H87V249H83L82 250V249H78V247H77V249H75V251L72 250V251H74L75 257L72 258L74 260L70 259L71 261H74V263H76V264H120L121 261H125L127 264H178V260L181 257L177 253V248L178 247H176L175 243H172L174 241L170 242L171 240L167 238V234H163V232H162L163 228L160 226V224H158V221H157L158 213L155 210L156 208L154 209L156 204L154 205V202H153V200L155 198L152 200V202H150L149 198H151V197H149L147 199V197H145L146 195H145V193L143 191H141L140 189L139 190L135 189V188L131 190ZM14 197H13V199H14ZM0 198H1V196H0ZM3 201H4V199H3ZM37 201H39V199ZM82 201L84 202V201H87V200H82ZM101 201H103V200H101ZM13 202H15V201H13ZM63 202L64 201H62L61 203H63ZM88 203H90V202H88ZM88 203H87V205H90ZM65 204H66V202H65ZM84 204H85V202H84ZM177 204H179V203H177ZM227 204L229 205V203H227ZM4 206H5V204H4ZM7 206L9 207V205H7ZM7 206H6V208H7L8 212H7V214H5L6 215V217H4L5 219L3 218V220H4V224L3 225L6 228L7 232H10L14 236L17 233H20L22 231L27 230V228L29 226L26 224V222H24L22 220V216L24 215L25 212L28 213L29 211L27 212L25 210V212H24V210H21L23 208H21L20 209L21 211L18 210L19 212L18 211L13 212L12 210L9 209L10 207L8 208ZM58 206H61V204L58 205ZM90 206H92V205H90ZM90 206H89V208H91ZM17 207H19V206H17ZM106 207L110 208L109 206H106ZM62 208H63V205H62ZM84 208H86V207H84ZM95 208H93V209H95ZM103 208L104 207H102V209ZM40 209L41 208H39V210ZM99 209H101V208H99ZM97 210L98 209H96V212L99 211V210L98 211ZM93 212H95V210H93ZM39 213H40V211H39ZM53 213L51 212V215ZM128 213H129V211H128ZM63 214H65V213H63ZM88 214H90V213H88ZM95 214L98 215V213H95ZM130 214L131 213H129V216H131ZM135 214H134V216H135ZM211 214L214 215L213 212ZM206 216H207V214H206ZM63 217H65V216L63 215ZM209 217H212V216L210 215ZM25 218H26V216H25ZM34 218H33V220H34ZM36 218H40V217H38V215H37ZM59 218H57V219H59ZM76 218L77 217H75V219ZM207 218H208V216H207ZM213 219L215 220V217ZM216 220H217V218H216ZM36 221H38V220H36ZM59 221H61V219ZM47 222H49V221H47ZM71 222H69V223H71ZM73 222L75 223L76 221H73ZM94 222L97 224L96 227H94L92 225V224H94ZM212 222H214V221H212V220L210 221V218H209V220H207L205 217H204V219L203 218L199 219V221H197L194 224V226L191 227V229H193V232H195L193 234H195L198 237L199 236L200 237L201 236L202 237L203 236L204 237L205 236L206 237L209 236L210 228L208 227V224L212 223ZM42 223L46 224V222L44 220H43ZM66 223L68 224V222H66ZM79 223H80V225H82L81 222H78V224ZM71 225H73V224H71ZM162 225H163V223H162ZM216 225H217V223H216ZM165 226H167V225H165ZM33 227L36 228L37 226L36 227L33 226ZM66 227H68V226H66ZM211 227H212V224H211ZM52 228H54V227H52ZM52 228L50 227V229H52ZM74 228L75 227H73L72 229H74ZM29 229H32V228L30 227ZM67 229L68 228H65L64 231L66 230V232H67ZM167 229H168V227H167ZM163 230L165 231L166 229H163ZM191 231L192 230H190V232ZM42 232H44V231H42ZM54 232H56V231H54ZM36 233L38 235V232H36ZM39 233H40V231H39ZM60 233H62V232H60ZM165 233H168V232H165ZM181 233H182V231H181ZM24 234L22 233V235H24ZM27 234H28V232H27ZM104 234L108 235L110 238H113L112 240H114L115 242L114 243L110 242L109 241L110 240L109 237H108L109 240H107V238H106V236H104ZM184 234H185V232H184ZM50 235H48V237ZM19 236H21V235H19ZM60 236L57 235L56 237L59 238ZM63 236H65V235H63ZM143 236H146V235H143ZM175 236H176V234H175ZM29 237L31 238V236H29ZM48 237H46V238H48ZM50 237H52V236H50ZM53 237H55V236H53ZM170 237H171V234H170ZM79 238H81V237L79 236ZM210 238H212V237H210ZM55 239H54V241H55ZM13 240L14 239H10V242H12ZM25 240H27V239H25ZM146 240L147 239L145 238V241ZM172 240H173V238H172ZM46 241L48 242L50 240H46ZM74 241H76V240H74ZM117 241H119V243L122 242L120 245H118L119 243H117L118 247L121 246L125 242L127 247L130 245L129 246L130 248L133 247L134 249H136L137 260H136L135 257H131V256L128 257V255L123 253V251H122V253H123V255H122L120 253L121 251L120 252L118 251L120 247L117 248V245H116ZM51 242H52V240H51ZM59 242H57V243L59 244ZM70 242L73 243L72 240ZM79 242H81V241L79 240ZM74 243L76 245V242H74ZM181 243H183V242H181ZM66 244H68V246L70 245V243H66ZM66 244L65 245L63 244V245L66 246ZM6 245H7V243L5 244V246ZM51 245H53V244H51ZM60 245H58V249H60L59 248ZM183 245H185V244H183ZM77 246H78V244H77ZM79 246H82V245L79 244ZM90 246H92V245H90ZM69 247L67 249H69V250H71L70 248L73 249V247H70V248ZM2 248H4V247H2ZM43 248H44V246H43ZM51 248L52 247H50V249ZM61 249H65L66 250V247L65 248L63 247ZM134 249H132V250L134 251ZM36 250L41 253L45 264H60L61 259L60 260L58 259L59 255H58V257L55 256V257H57V258H55L52 255L53 253L51 252L52 257H54V258H52L48 254L49 250L47 252V249H42L41 245L38 246L36 248ZM53 250H54V253L57 252L55 249H53ZM120 250H121V248H120ZM180 250L183 251L184 249L183 250L180 249ZM37 251H36V253H37ZM94 251L97 254V255H95V257H94V254H95ZM29 252L30 251H28V254H29ZM67 252H68V250H67ZM67 252H66V254H67ZM185 252H186V250H185ZM182 253L184 254V251ZM69 254H70V252H69ZM69 254L66 255V256H68V258H69ZM38 255H39V253H38ZM178 255L180 256L179 258H178ZM28 257L30 258V255ZM72 257H73V255H72ZM27 258H25V259L27 260ZM68 258H67V260L69 261ZM132 258H134L135 260L132 259ZM40 261H42V259ZM10 263L11 264H27V262L25 260H22L21 258H17V257H14V256L11 257V262ZM29 264H31V263H29Z\"/></svg>",
	"mask_w": 264,
	"mask_h": 264
}]
</instances>
